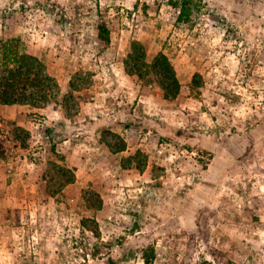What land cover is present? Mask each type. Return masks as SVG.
Masks as SVG:
<instances>
[{"label": "rangeland", "instance_id": "rangeland-1", "mask_svg": "<svg viewBox=\"0 0 264 264\" xmlns=\"http://www.w3.org/2000/svg\"><path fill=\"white\" fill-rule=\"evenodd\" d=\"M182 1L0 0L60 111L0 119V264H264V0ZM134 41L175 98L125 73Z\"/></svg>", "mask_w": 264, "mask_h": 264}, {"label": "trees", "instance_id": "trees-1", "mask_svg": "<svg viewBox=\"0 0 264 264\" xmlns=\"http://www.w3.org/2000/svg\"><path fill=\"white\" fill-rule=\"evenodd\" d=\"M188 5L185 0L181 2L178 18L185 13V10H189ZM101 39L108 40L106 32ZM18 46L17 38L0 39V105L27 104L42 108L59 95L58 83L47 71L42 60L30 53L18 51ZM145 57L146 50L143 43L132 42L123 61L125 73L138 79H144L150 74L152 82L160 88L163 99L175 98L179 93L180 84L168 57L162 52H157L149 63L144 60ZM143 68L145 71H142ZM69 88L72 90L73 85L70 84ZM62 107L65 110L66 106L62 105ZM123 148L124 145L118 150ZM56 167L57 173L64 178V183L73 180V174L66 175L68 169ZM57 192H50V195L54 196ZM143 262L147 264L148 257H143Z\"/></svg>", "mask_w": 264, "mask_h": 264}, {"label": "crops", "instance_id": "crops-1", "mask_svg": "<svg viewBox=\"0 0 264 264\" xmlns=\"http://www.w3.org/2000/svg\"><path fill=\"white\" fill-rule=\"evenodd\" d=\"M49 105L50 103L42 108L32 107L27 104L0 105V119L14 121L16 125L24 127L25 129L31 131V134L38 133L35 128L38 129L39 123L36 121L34 122L33 120H29L28 118L30 116H28V114H44L48 111H51L52 113H55V111H57L58 113H60V111L54 108H51V110H49ZM40 132H42L43 134L44 130H41Z\"/></svg>", "mask_w": 264, "mask_h": 264}]
</instances>
